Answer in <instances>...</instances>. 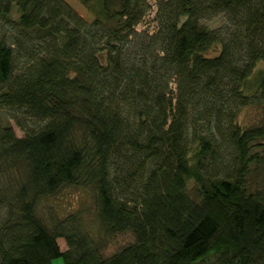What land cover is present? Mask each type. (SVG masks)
I'll list each match as a JSON object with an SVG mask.
<instances>
[{"label":"trees","instance_id":"obj_1","mask_svg":"<svg viewBox=\"0 0 264 264\" xmlns=\"http://www.w3.org/2000/svg\"><path fill=\"white\" fill-rule=\"evenodd\" d=\"M155 6L149 34L135 29L147 0H0V264H264V187L245 183L264 116L238 121L264 112V72L245 88L264 0ZM63 188L133 242L105 254L75 212L45 226L35 202Z\"/></svg>","mask_w":264,"mask_h":264},{"label":"rangeland","instance_id":"obj_2","mask_svg":"<svg viewBox=\"0 0 264 264\" xmlns=\"http://www.w3.org/2000/svg\"><path fill=\"white\" fill-rule=\"evenodd\" d=\"M150 8L146 12L145 16L136 25L135 29L137 32L146 31L152 34L155 31V20L154 15L156 11L155 0H147ZM18 17V12L14 10L10 16L13 20ZM223 19L221 17L215 18L205 24L209 28H216L222 25ZM7 23L5 19L0 17V35L7 32ZM220 50V45H213L207 52L208 56L216 55ZM106 52H102L99 55V61L105 65ZM264 72V64L259 62L253 70L250 78L245 84V88H251L247 92H251L254 89L255 76H259ZM170 96L175 94V84L173 81L169 84ZM264 116V112L259 108L247 107L243 108L238 116V121L241 124H253L258 122ZM16 135L20 136L21 132L19 129L10 121ZM252 147L251 152L257 153L259 156L260 166H252L248 175L246 176L245 183L248 192L254 190H262L264 187V140H258ZM94 203L92 194L89 191H84L75 188H63L57 194L51 196H44L38 198L35 202V215L39 220L47 227H51L54 222L60 221L70 213H78L82 227L88 231V233L94 237L102 238L101 242H107L105 247V254H111L114 251L119 250L121 247L131 244L133 242V236L130 232L123 234H116L115 236L105 235L104 231L99 227L98 221L94 216ZM2 212H0L1 216ZM57 244L61 250L66 249V244L62 238L57 239ZM52 264H64L61 257L52 260Z\"/></svg>","mask_w":264,"mask_h":264}]
</instances>
